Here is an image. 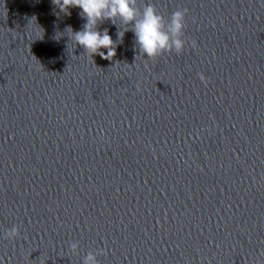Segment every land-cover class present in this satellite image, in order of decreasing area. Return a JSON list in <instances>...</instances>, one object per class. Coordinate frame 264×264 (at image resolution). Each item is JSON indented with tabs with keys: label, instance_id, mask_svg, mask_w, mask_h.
Returning <instances> with one entry per match:
<instances>
[{
	"label": "water",
	"instance_id": "95a60500",
	"mask_svg": "<svg viewBox=\"0 0 264 264\" xmlns=\"http://www.w3.org/2000/svg\"><path fill=\"white\" fill-rule=\"evenodd\" d=\"M148 3L183 52L109 20L92 59L81 9L0 0V264H264V0Z\"/></svg>",
	"mask_w": 264,
	"mask_h": 264
},
{
	"label": "clouds",
	"instance_id": "9594fccd",
	"mask_svg": "<svg viewBox=\"0 0 264 264\" xmlns=\"http://www.w3.org/2000/svg\"><path fill=\"white\" fill-rule=\"evenodd\" d=\"M53 4L65 14H70L71 8L82 10L80 16L86 20V23L79 31L74 32L70 28L69 37L92 59L99 55L104 60L112 61L116 56V42L107 29L99 30V25L109 20L113 24L118 20L120 25L131 26L119 31L118 38L122 39L128 30L133 31L139 53L149 59L159 57L166 52L180 54L187 43L184 38L187 8H178L166 20L151 3L145 4L141 10L137 6V0H53ZM191 45L196 47V41H191ZM101 49H106V54ZM199 76L206 83L205 76L202 73ZM19 236L18 225H14L4 233V239L7 240H15ZM78 247V242L70 244L73 252H76ZM99 254L104 253L89 251L84 257L83 264H99L97 259Z\"/></svg>",
	"mask_w": 264,
	"mask_h": 264
}]
</instances>
